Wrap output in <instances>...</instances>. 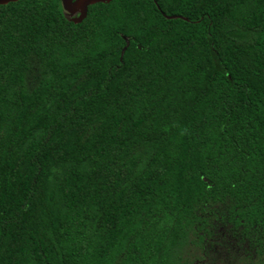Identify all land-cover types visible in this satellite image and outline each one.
Segmentation results:
<instances>
[{"label": "trees", "instance_id": "1", "mask_svg": "<svg viewBox=\"0 0 264 264\" xmlns=\"http://www.w3.org/2000/svg\"><path fill=\"white\" fill-rule=\"evenodd\" d=\"M0 264H264V0L0 5Z\"/></svg>", "mask_w": 264, "mask_h": 264}, {"label": "water", "instance_id": "2", "mask_svg": "<svg viewBox=\"0 0 264 264\" xmlns=\"http://www.w3.org/2000/svg\"><path fill=\"white\" fill-rule=\"evenodd\" d=\"M19 0H0V5H7ZM64 10L69 20L76 23L84 21L88 16L89 7L96 3H110L113 0H61ZM166 15V14H165ZM168 18H178L179 16H169Z\"/></svg>", "mask_w": 264, "mask_h": 264}, {"label": "rangeland", "instance_id": "3", "mask_svg": "<svg viewBox=\"0 0 264 264\" xmlns=\"http://www.w3.org/2000/svg\"><path fill=\"white\" fill-rule=\"evenodd\" d=\"M240 246L241 247H245V245H244V243L241 241V243H240Z\"/></svg>", "mask_w": 264, "mask_h": 264}]
</instances>
